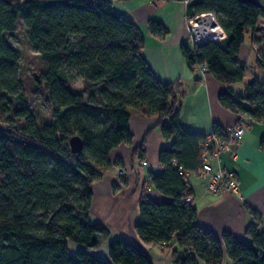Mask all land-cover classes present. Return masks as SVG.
I'll use <instances>...</instances> for the list:
<instances>
[{
  "label": "trees",
  "instance_id": "trees-1",
  "mask_svg": "<svg viewBox=\"0 0 264 264\" xmlns=\"http://www.w3.org/2000/svg\"><path fill=\"white\" fill-rule=\"evenodd\" d=\"M188 13L213 11L227 36L201 45H182L190 67L205 63L228 84L220 103L254 120H264V80L252 77L243 93L233 84L244 79L240 57L246 33L262 43L256 65L264 70V0H191ZM18 25L43 60L34 76L51 118L40 122L25 106L21 56L13 37ZM152 33L164 35L151 20ZM145 33L120 14L112 0H0V264H154L149 252L91 219L92 184L114 166L111 151L131 143L132 109L156 115L169 147L160 150L162 171L151 172L140 196L136 232L147 243L172 246L176 264H264V230L257 222L245 229L250 240L221 235L196 222L197 208L187 201L193 189L187 173L196 171L208 135L185 129L174 85L159 80L142 54ZM81 78L83 91L71 81ZM87 93V94H86ZM227 127L213 132L227 138ZM83 147L73 152L71 138ZM260 146L264 150V135ZM145 141L134 155L143 160ZM151 185L170 197L157 201ZM108 243V255L101 252ZM71 244L81 245L72 251Z\"/></svg>",
  "mask_w": 264,
  "mask_h": 264
},
{
  "label": "crops",
  "instance_id": "crops-1",
  "mask_svg": "<svg viewBox=\"0 0 264 264\" xmlns=\"http://www.w3.org/2000/svg\"><path fill=\"white\" fill-rule=\"evenodd\" d=\"M116 10L138 23L145 33L142 54L156 77L171 82L180 105V121L185 129L210 135L215 122L224 127L246 124L241 138L232 142V150L222 151L218 161L236 173L242 195L222 189L218 193L207 190L204 181L191 171L187 179L193 189V204L197 208L196 222L221 235L232 232L238 239L250 240L245 229L257 222L264 230V150L260 146L264 135V120H254L247 114L236 113L224 107L218 98L221 91H228V84L202 67H190L182 53V45L192 46L186 26V5L181 0H112ZM156 20L166 27L164 35L152 33L149 22ZM253 42V41H252ZM256 43L242 46L240 57L245 60ZM256 51V50H255ZM233 87V86H232ZM156 115H145L134 109L129 125L133 132L131 143H122L111 151L110 159L120 157L122 166H114L92 184L93 200L91 219L106 223L111 236H124L147 250L154 264H176L172 246L147 243L135 230L139 221V202L143 185L151 172L162 171L160 150L171 145L164 137ZM145 141L144 158L134 155L135 147ZM122 175L125 182L120 178ZM146 194L157 201L170 199L151 185ZM106 242L101 252L108 255ZM73 250L81 245L71 244ZM224 264H231L229 259Z\"/></svg>",
  "mask_w": 264,
  "mask_h": 264
},
{
  "label": "built area",
  "instance_id": "built-area-1",
  "mask_svg": "<svg viewBox=\"0 0 264 264\" xmlns=\"http://www.w3.org/2000/svg\"><path fill=\"white\" fill-rule=\"evenodd\" d=\"M188 8L191 0H181ZM208 19L207 24L205 20ZM186 26L194 44L200 45L209 40L220 41L227 36L224 28L218 22L213 11H203L189 14L186 10ZM215 29H218L216 31ZM208 71L205 63L196 64ZM246 124L238 123L226 128L227 138H222L215 132L208 135L201 151V163L195 173L204 181L206 188L211 193H218L222 189L242 195L239 179L235 172L228 170L218 161L222 151L232 150V142L241 138L245 132ZM193 203V197H187Z\"/></svg>",
  "mask_w": 264,
  "mask_h": 264
},
{
  "label": "rangeland",
  "instance_id": "rangeland-1",
  "mask_svg": "<svg viewBox=\"0 0 264 264\" xmlns=\"http://www.w3.org/2000/svg\"><path fill=\"white\" fill-rule=\"evenodd\" d=\"M256 36H264V18L259 21V30L256 32ZM14 43L17 46L20 56H21V72L22 78L25 83V106H27L31 111H33L40 122L51 118V111L45 103L44 95L41 92L40 87H38L34 76L38 75L43 67L44 63L38 52L34 51L31 44L27 41L26 37L22 34V26L18 25L15 37H13ZM251 33L247 32L243 46L252 45ZM256 43L255 50L261 46L262 43ZM252 48L249 55H245L246 60V74L242 81L233 84V88L238 93H243L247 81L252 77H257L264 80V70L257 67L256 65V51ZM74 89L83 91V81L81 78L76 81L70 82ZM87 94V93H86ZM5 123L0 121V129L5 128ZM112 169V168H111ZM121 180L125 182L122 175Z\"/></svg>",
  "mask_w": 264,
  "mask_h": 264
},
{
  "label": "water",
  "instance_id": "water-1",
  "mask_svg": "<svg viewBox=\"0 0 264 264\" xmlns=\"http://www.w3.org/2000/svg\"><path fill=\"white\" fill-rule=\"evenodd\" d=\"M203 43H204V42H203ZM203 43H201V44H203ZM201 44H200V45H201ZM70 142H71V146H72V150H73V152H78V151H80V150L82 149V147H83V140H82V138H81L79 135H74V136L71 138Z\"/></svg>",
  "mask_w": 264,
  "mask_h": 264
},
{
  "label": "bare ground",
  "instance_id": "bare-ground-1",
  "mask_svg": "<svg viewBox=\"0 0 264 264\" xmlns=\"http://www.w3.org/2000/svg\"><path fill=\"white\" fill-rule=\"evenodd\" d=\"M207 21H208V19L205 20L206 24H207ZM215 30L218 31V29H215Z\"/></svg>",
  "mask_w": 264,
  "mask_h": 264
}]
</instances>
